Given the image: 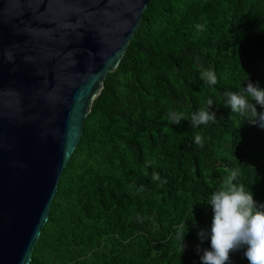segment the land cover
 Returning <instances> with one entry per match:
<instances>
[{
	"label": "trees",
	"instance_id": "trees-1",
	"mask_svg": "<svg viewBox=\"0 0 264 264\" xmlns=\"http://www.w3.org/2000/svg\"><path fill=\"white\" fill-rule=\"evenodd\" d=\"M249 81L264 89V0H151L84 121L30 264H201L210 237L198 233L225 179L264 204V129L224 106ZM209 99L216 122L171 123ZM243 253L231 264H248Z\"/></svg>",
	"mask_w": 264,
	"mask_h": 264
},
{
	"label": "water",
	"instance_id": "water-1",
	"mask_svg": "<svg viewBox=\"0 0 264 264\" xmlns=\"http://www.w3.org/2000/svg\"><path fill=\"white\" fill-rule=\"evenodd\" d=\"M151 0H0V264H30L86 117Z\"/></svg>",
	"mask_w": 264,
	"mask_h": 264
},
{
	"label": "clouds",
	"instance_id": "clouds-1",
	"mask_svg": "<svg viewBox=\"0 0 264 264\" xmlns=\"http://www.w3.org/2000/svg\"><path fill=\"white\" fill-rule=\"evenodd\" d=\"M196 28L203 31L204 25L198 24ZM201 79L210 85L218 82L212 70L203 71ZM223 95L224 106L230 108L232 113L264 129V111L258 112L256 107L259 105L264 109V89L249 81L241 91H226ZM213 103L214 101L209 99L207 107L197 109L191 113L190 118L173 112L171 123L178 124L186 119L193 128L214 123L216 114L210 111ZM195 143L200 147L204 146L201 135L195 136ZM235 178V174L230 175L224 180L223 186L210 195L208 204L213 213L211 228L210 231L201 230L198 233L201 241L210 237V249L203 250L201 264H231V254L241 248L244 249L243 254L248 264H264V204L255 200L251 189L237 185ZM153 179L158 180L160 177L154 173ZM185 233L181 226L176 234L182 245L181 251L184 250Z\"/></svg>",
	"mask_w": 264,
	"mask_h": 264
}]
</instances>
